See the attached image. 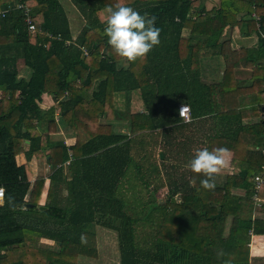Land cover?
Masks as SVG:
<instances>
[{
  "label": "trees",
  "instance_id": "1",
  "mask_svg": "<svg viewBox=\"0 0 264 264\" xmlns=\"http://www.w3.org/2000/svg\"><path fill=\"white\" fill-rule=\"evenodd\" d=\"M216 1L208 11L200 0H0V13L13 8L0 17V264L96 260L97 227L118 234L120 264H250L251 238L264 235V220L242 215L255 208L254 178L264 166V119L242 126L235 138L205 137V148L233 152L236 170L222 184L215 175L212 190L202 188L203 177L189 167L173 181L180 165H166L165 153L160 159L158 135L149 133L179 122L184 98L192 119L229 117L240 108L243 118L248 105L255 115L264 114V0ZM63 2L77 17L78 29ZM17 3L32 10L35 34L15 9ZM121 3L154 16L160 28V43L133 62L118 57L103 34L104 12ZM225 28L239 29L245 38L257 36L258 45L232 52ZM197 54L224 59L221 83L203 88L207 98L194 87ZM20 62L28 70L25 78ZM240 69L250 70V82L236 81L230 88L229 77ZM216 88L221 96L233 91L255 97L226 107L213 101ZM134 91L140 92L147 115L131 112ZM45 96L53 100L48 109ZM118 96H125V109L117 106ZM164 112L170 117H157ZM60 131L73 134L74 145L68 146ZM22 154L27 162L18 165ZM53 157L61 164H52ZM192 158L186 157L188 163ZM33 161L48 166L49 174L41 170L34 179ZM164 188L163 201L143 219L125 212L130 205L134 214L145 215L152 202L144 194ZM234 188L247 195L235 196ZM125 193L133 198L130 203ZM258 196L264 210V184ZM141 224H151L153 232L143 245L137 234ZM41 239L54 241L59 252L40 250ZM14 254L23 257L11 259Z\"/></svg>",
  "mask_w": 264,
  "mask_h": 264
},
{
  "label": "crops",
  "instance_id": "2",
  "mask_svg": "<svg viewBox=\"0 0 264 264\" xmlns=\"http://www.w3.org/2000/svg\"><path fill=\"white\" fill-rule=\"evenodd\" d=\"M216 0H200L199 4L201 6H204L208 11L213 10V8L216 6ZM106 13V12H104ZM106 17V16H105ZM203 18V20H205ZM224 35L227 38V40L230 41L231 50L232 52L239 51L243 49L244 47L248 48H256L258 45V38L257 36L253 35L248 38H245L239 31V29H230L225 28ZM189 34V31L183 32V37H187ZM198 55V54H197ZM264 63V61H263ZM194 69L198 72V82L197 84H194V87L196 88L197 92H201V95L206 96V93H204V87H217L224 76L225 72V64L224 59L219 56H209L204 58L202 55H198L197 62L193 66ZM192 73V72H191ZM196 74V73H194ZM251 72L250 70H244L240 69L237 70L235 74L231 75L229 77V87L232 88L235 85L236 81H239L240 83H249L251 80ZM203 85V86H202ZM213 101L216 103L223 102L225 103L226 107L231 106H238L236 105V102L238 104H243L246 102H251V100L254 99V95H247V96H237L235 92H229L228 95L221 96L220 90L216 88V90L213 92ZM209 97V96H208ZM221 98L223 100H221ZM186 98H184V102H181L182 104L189 105V102L185 101ZM210 100V99H208ZM207 100V101H208ZM125 103L126 98L125 96H118L117 97V106L123 109H125ZM131 105L130 109L133 114H141V115H147V109L145 108L144 102L142 100L141 94L139 91H134L131 95ZM53 105V100L45 96L44 102H43V108L48 109ZM179 105V106H180ZM252 107L246 106V108L243 110V118L241 117V108L238 109L237 115H231L229 117H218L214 118V114L203 116L200 118H194L190 121H185L181 117L179 119V122L167 125L164 128H160L158 130L150 131V134L158 135L157 143L159 145L158 151L159 153H165L166 158L174 156V152L178 151V156H180V160L175 162V165L177 167L180 165V170L177 171L175 169V173L173 181L179 179L182 174L187 175L188 170V160L186 157H193L195 152L198 149L205 148V137L212 134L217 133L219 136L223 137H230L235 138L238 131H240L241 127L244 125H255L263 121L264 114L261 112L259 115H255L252 111H250ZM153 110H156L153 108ZM192 114V112H191ZM159 118H168L170 117V114H167L164 112L163 115L157 116ZM213 119V120H212ZM166 120V119H164ZM62 133V132H61ZM63 136V133L60 134ZM66 141V144L68 146L74 145L76 139L75 136L71 133H66L63 137ZM250 150H254L255 147H250ZM185 158V160H182ZM232 159H233V152L227 151L225 154V165L221 169V171L216 174V181L218 184H222L226 181L227 177L234 175L236 173V170L232 167ZM26 158L25 156L19 155L17 157V163L18 165L25 164ZM167 162V161H166ZM52 164L54 165H60L61 160L57 157H53ZM166 165L174 166V162L166 163ZM32 170L35 173L34 179L36 178V175L41 170L44 171L45 174H49L50 169L48 166L40 165L37 161L31 162ZM165 180V179H164ZM49 185L50 181L47 180L40 204L43 206L46 203L47 194L49 191ZM162 192H167V188H164L160 190V194ZM232 193L235 196L238 197H245L246 190L234 188L232 189ZM65 196V194L63 195ZM179 198V196H177ZM2 204V203H0ZM242 217L244 219H248L251 217L253 220L255 219H261L264 220V210L262 208H253V210H244ZM258 240V245H254V242ZM254 247H256V252L254 253ZM38 248L44 252H52V253H58L59 247L58 245L51 240L48 239H41L38 245ZM23 257L21 254H14L10 258L11 259H17L18 257ZM9 258V259H10ZM45 258V255H44ZM81 258V257H80ZM83 259L93 260L89 258L82 257ZM40 261H43V256L39 257ZM46 264H52L51 261L46 262ZM250 264H264V235H253L251 238L250 243Z\"/></svg>",
  "mask_w": 264,
  "mask_h": 264
},
{
  "label": "clouds",
  "instance_id": "3",
  "mask_svg": "<svg viewBox=\"0 0 264 264\" xmlns=\"http://www.w3.org/2000/svg\"><path fill=\"white\" fill-rule=\"evenodd\" d=\"M107 17L103 34L107 44L114 53L128 61L133 62L145 57L160 43V28L156 26V18L149 17L147 13H139L133 7L121 3L109 6L106 9ZM187 111V106L181 108L179 114ZM224 147L198 149L189 161L188 167L193 174L203 178L200 185L206 190L215 188V175L225 165Z\"/></svg>",
  "mask_w": 264,
  "mask_h": 264
},
{
  "label": "rangeland",
  "instance_id": "4",
  "mask_svg": "<svg viewBox=\"0 0 264 264\" xmlns=\"http://www.w3.org/2000/svg\"><path fill=\"white\" fill-rule=\"evenodd\" d=\"M66 12L68 14V17L72 22L77 24L76 29H78V21L76 20L77 17L75 14L72 12V10L69 7V3L63 2ZM106 12V11H105ZM104 15L107 17V13H104ZM20 76L22 78L27 77L28 75V70L24 67L23 63L20 62ZM120 108V107H119ZM123 109V108H122ZM60 134L63 133V136L66 134V132H59ZM178 151H175L173 154L174 156L168 157L167 162H176L180 160V157L178 156ZM160 155V154H159ZM135 156V155H133ZM156 159H158L156 157ZM182 160H185L183 158ZM166 162V163H167ZM138 163V161H137ZM45 168V165H44ZM125 196L123 197L127 203H130L132 201V197L130 193H125ZM166 195V192H162L161 194H151V195H146L144 194V200L146 201H151L152 204L149 207L148 211L145 212V215H137L134 214L135 211H131V206L127 205V208L125 206V212L129 215L132 216L135 219H143L146 217V215L155 207L156 205H159V202L164 199V196ZM160 200V201H159ZM165 205V202L162 203ZM129 208V209H128ZM151 224H146V225H138L137 226V234H138V240L143 245L144 242L149 241L151 238L152 229H150ZM97 247L99 251V257L96 260H88V259H83L82 257L78 259L79 264H120V252H119V241H118V234L115 231L106 229V228H101L97 227Z\"/></svg>",
  "mask_w": 264,
  "mask_h": 264
},
{
  "label": "built area",
  "instance_id": "5",
  "mask_svg": "<svg viewBox=\"0 0 264 264\" xmlns=\"http://www.w3.org/2000/svg\"><path fill=\"white\" fill-rule=\"evenodd\" d=\"M15 9L21 11L24 14V18H25V22L28 26V30L30 31V33L35 34L37 32V29H36L35 25L33 24L32 10L29 7L25 6L24 4H20V3L16 4ZM12 10H13V8H9L8 10L1 12L0 17H2V18L5 17V15L7 13L11 12ZM184 106H187V111H185L183 114H179V115L183 120L188 122L191 119L189 106L188 105H181L179 107V113H180L181 108ZM263 154H264V150H263ZM263 172H264V166L262 167V173L256 175L254 178L255 194L253 196V201L255 203V208H260V207H262V204H263L262 201L259 199V196H258V193L262 189V186L264 184V180H263V176H262ZM3 200H4V189L0 188V203H2Z\"/></svg>",
  "mask_w": 264,
  "mask_h": 264
},
{
  "label": "water",
  "instance_id": "6",
  "mask_svg": "<svg viewBox=\"0 0 264 264\" xmlns=\"http://www.w3.org/2000/svg\"><path fill=\"white\" fill-rule=\"evenodd\" d=\"M159 157H160L161 160H163L164 159V154L161 152Z\"/></svg>",
  "mask_w": 264,
  "mask_h": 264
}]
</instances>
